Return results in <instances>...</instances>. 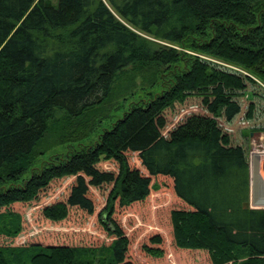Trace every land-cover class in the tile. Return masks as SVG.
<instances>
[{"label": "trees", "instance_id": "trees-1", "mask_svg": "<svg viewBox=\"0 0 264 264\" xmlns=\"http://www.w3.org/2000/svg\"><path fill=\"white\" fill-rule=\"evenodd\" d=\"M131 27L264 83V0H0V219L24 204L54 230L96 217L109 236L102 245L32 240L27 226L39 231L29 212L26 224L18 215L15 231H0L12 240L0 242V264L163 257V236L139 244L146 235L127 216L123 226L114 218L163 181L181 205L169 215L179 250L206 253L211 264H264V209L249 206L248 138L264 130V86L226 64L185 59ZM137 78L160 82L162 91L133 104L92 145L31 173L50 133L61 143L82 141L87 117ZM51 186L59 192L49 200Z\"/></svg>", "mask_w": 264, "mask_h": 264}, {"label": "rangeland", "instance_id": "rangeland-1", "mask_svg": "<svg viewBox=\"0 0 264 264\" xmlns=\"http://www.w3.org/2000/svg\"><path fill=\"white\" fill-rule=\"evenodd\" d=\"M132 29L135 30L134 28ZM139 33L143 37L154 40L160 44L176 48L182 54V56L185 57V59H188V56H193L195 58L199 57L201 59H206L209 61L226 64L227 66L235 68L245 73L246 75H249L250 77L254 78L264 86V83L261 80H259L255 76H252L250 73L246 72L237 65L231 64L229 62L228 63L223 62L217 58H212L206 55H202L201 53H198L197 51H194L193 49H190L188 47L172 45L163 42L161 40H158L150 35H146L141 32ZM209 65H214V64L210 63ZM208 71H211L210 68H208ZM134 83H135L134 87L131 88L130 91L125 92L122 95V97L121 96H119L120 98L117 97L116 98L117 100L113 101L109 105H105L99 108L97 111L93 112L90 115V117H87L86 119L87 124L89 125L90 128L86 132L87 137L82 141L75 143H61L59 138H57L54 135L57 132L50 133L42 142V144L38 147L31 173L40 170L41 168L45 167L48 163L52 162L56 158H59L61 156L65 157L75 150H78L85 146L92 145L99 138V135L104 131V129L109 128L111 126V122L119 118L123 114V112L127 111L133 104L139 103L140 101L145 102L150 97H152V95H155L156 93L162 91V87H161L162 85L159 84L160 82L157 83L155 87H150V85L145 83L141 78H137ZM127 85L128 84L126 83L123 86V89L127 87ZM173 114L174 116L171 115L170 117L171 124H173L172 120L176 119V117L178 116V115L175 116L174 112ZM248 138H250L249 161H250V169H251V193H250L249 206L253 209H262V207L259 206V200L261 201L262 199H264V192L261 189L258 190L255 185L254 182L255 179L253 180L252 178L253 177L252 166H254L255 162L258 164L261 163V165H263L262 169L264 171V130H260L257 133H252L248 135ZM31 173H29L27 177H29ZM158 185H160L159 188H154L153 191L154 194H152V196H150L147 200L131 207L130 210L119 209L114 216L117 222L120 223V225L122 226H123L122 221L124 220L123 218L127 216L129 218L127 220V224L131 226L136 225V232L137 233L140 232L141 234L146 235L145 240H142L144 242L140 240L139 244L147 243L149 240L148 237L150 235L160 234L161 236H163V240H164V244L162 246L164 249L163 257L152 258L144 254L148 259H150L148 263L146 262L145 258L144 261H141L140 259L135 260L134 256L132 255L131 259L133 263L134 264H147V263L148 264H211L209 261V257L206 253L182 251L175 246V243H173V234L171 231V224L169 222V215L173 209L178 208L181 205H178L176 203L177 200H175L174 198V195L170 189V185L168 181L166 182L163 181L160 184H157L156 182V186ZM50 188H51L50 189L51 194L49 195L48 198L49 200H51L53 196L52 190L53 193L55 194H58L59 192L58 187L52 189L51 186ZM104 197L105 194L100 199L96 200L98 207H101L103 205ZM28 208L29 207H27V205L24 204H16L12 206V209L15 210L18 214L17 215L5 214L3 218L0 219V231H4V232L15 231L16 228L19 226L18 215L22 216L23 223L26 224L27 222L26 220L28 219V213L29 212L32 213L31 209L29 210ZM30 208L33 207L30 206ZM32 219L35 222L36 231H39V234L33 235V234H29V226H27L28 230L25 228L26 229L25 235L30 236L32 240H41L45 243H50V244L52 243L71 244L76 246L102 245L108 243L107 241L109 239V236L102 235V233L105 234V232L100 224V221L96 217L95 218L90 217L89 220L87 219L88 222L84 221V219L76 218L74 221L72 220L71 225L69 226L71 227V229L69 228L63 229L61 227V229L56 228L57 230H54L55 228L52 227L51 225L46 224V221L41 217L40 210H35L34 214L32 213ZM89 231H91V235H92L91 238H88ZM97 233H99L100 236L99 234L96 235ZM20 236H23L22 233L20 234ZM137 237L138 236L133 237V241L136 240L137 242ZM11 241H12L11 239L0 238L1 243L7 244V242H11ZM170 255H172L171 260L169 259ZM100 256L103 258L106 257L107 260L110 258V254L108 252H102V251L96 252V257H100Z\"/></svg>", "mask_w": 264, "mask_h": 264}, {"label": "crops", "instance_id": "crops-1", "mask_svg": "<svg viewBox=\"0 0 264 264\" xmlns=\"http://www.w3.org/2000/svg\"><path fill=\"white\" fill-rule=\"evenodd\" d=\"M262 166L263 165H261V163L258 164L255 162L254 166H252V175H253V180L255 179L254 182H255L257 189L258 190L261 189L264 192V173H263L264 171L262 169ZM259 206L264 208V199H262L261 201L259 200Z\"/></svg>", "mask_w": 264, "mask_h": 264}, {"label": "water", "instance_id": "water-1", "mask_svg": "<svg viewBox=\"0 0 264 264\" xmlns=\"http://www.w3.org/2000/svg\"><path fill=\"white\" fill-rule=\"evenodd\" d=\"M253 178V177H252Z\"/></svg>", "mask_w": 264, "mask_h": 264}]
</instances>
